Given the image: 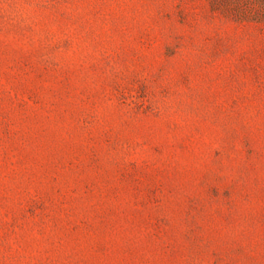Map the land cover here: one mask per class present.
Segmentation results:
<instances>
[{
    "label": "rangeland",
    "instance_id": "1",
    "mask_svg": "<svg viewBox=\"0 0 264 264\" xmlns=\"http://www.w3.org/2000/svg\"><path fill=\"white\" fill-rule=\"evenodd\" d=\"M0 264H264V0H0Z\"/></svg>",
    "mask_w": 264,
    "mask_h": 264
}]
</instances>
